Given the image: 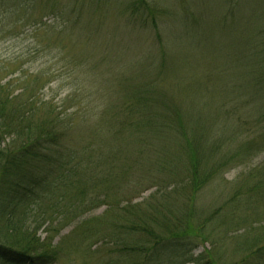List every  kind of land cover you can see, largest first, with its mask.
<instances>
[{
  "label": "rangeland",
  "instance_id": "obj_1",
  "mask_svg": "<svg viewBox=\"0 0 264 264\" xmlns=\"http://www.w3.org/2000/svg\"><path fill=\"white\" fill-rule=\"evenodd\" d=\"M225 2L0 0V86L5 88L6 94L16 96L24 89L28 95L45 101L47 106L60 108L63 115L90 113L85 119L74 115L77 123L60 146L62 162L71 158L84 163L85 170L76 172L70 181H82V187L64 183L56 196L16 212L23 214L28 223H34L41 239L48 235L53 246L63 242L56 264H100L97 257L85 258L82 253H73L71 234L76 227L106 209L88 208L82 200L89 197L94 201L108 197L109 204L116 200L125 201L124 204L130 202L138 205L137 213L149 221L172 225L182 220L188 209L196 211V217L202 222L219 210L232 194L245 193V176L264 163V151L250 157L239 156L238 163L225 166L190 199L186 191L175 188L173 183L181 178L184 170L181 166L175 170L171 167V156L179 152L174 142L167 145V151L165 143L155 150L148 146V153L143 157L137 146L126 147L122 139L101 137L111 132L106 125L111 117H100L104 110L103 92L110 93L108 100L118 106L121 95L116 94L123 89V84L118 85L120 76L130 80V88L142 89L144 97L166 98L168 94L179 99L178 95L185 92L182 98L185 104L178 106L188 108L191 104L189 109L194 114L198 110L199 117L202 115L203 122L210 128L209 142L211 138H219L214 135L215 127L222 123L221 113L228 110L232 100L228 99L230 106H226L219 101L218 94H212L235 75L242 77L246 72L242 61L247 60L249 33L253 22L264 13V0H237L233 2L237 15L212 23L214 13L220 12V8L222 12L227 9ZM198 9L199 20L190 30L188 27ZM173 26L178 30L172 33ZM238 61L243 71L235 72L233 67ZM86 78L94 85H86L89 84ZM200 86L210 91V99ZM194 90L195 95L190 99ZM17 103L12 105L15 107ZM217 104L224 108L218 109ZM141 108L139 105L136 111ZM92 111H95L93 115ZM39 113L41 118L43 113ZM102 117L105 120H99ZM101 125L104 127L99 128ZM243 142L238 137L222 145L219 141L220 149L215 150L217 153L228 148L236 151ZM113 155L112 165L97 166L101 159ZM97 182L98 186L93 187ZM189 239L193 241L189 255L197 256L211 248L210 240L200 243L194 236ZM212 249L215 261L230 263L234 259L227 243L221 242ZM157 252L166 261V251ZM178 259L174 262L181 264L183 259Z\"/></svg>",
  "mask_w": 264,
  "mask_h": 264
},
{
  "label": "trees",
  "instance_id": "obj_2",
  "mask_svg": "<svg viewBox=\"0 0 264 264\" xmlns=\"http://www.w3.org/2000/svg\"><path fill=\"white\" fill-rule=\"evenodd\" d=\"M233 2L237 0H226L227 9L222 12L220 8V12L214 13L212 23L217 24L221 22L219 18L234 15ZM200 9L188 27L190 30L199 20ZM253 24L247 60L242 61L246 72L242 77L235 75L212 94H218L219 101L226 106H230L228 99L232 100L228 110L221 113L222 123L215 127V134L211 127L215 137L219 138H211L209 142L210 128L203 122L202 115L199 117L198 110L194 114L189 109L191 104L188 108L178 106L185 104L182 99L185 92L178 95L182 103L168 94L166 98H160V95L144 97L142 89L130 88V80L120 76L118 85L123 84V89L116 94L121 95L118 106L108 100L110 93L103 92L104 110L100 117H111L106 124L111 132L101 137H115L114 141L122 139L126 147L137 146L143 157L148 153V146L155 150L165 143L167 151V145L175 143L179 152L171 156V167L175 170L181 166L184 170L181 178L173 183L175 188L186 191L190 199L225 166L238 163L239 156L250 157L264 151V13ZM173 30L177 31L178 27H171L172 33ZM236 63L233 70L243 71L241 63ZM86 81L89 83L86 85H94L89 78ZM200 88L205 96L212 97L207 88ZM196 90L191 92L190 99ZM98 93L96 90L95 94ZM95 94L92 93L94 98ZM9 104L11 108H8ZM139 105H142L140 113L136 111ZM41 111L43 115L39 118ZM74 115L85 119L90 113L81 111L63 115L60 108L47 106L45 101L28 95L27 90L11 96L0 86V264H56L62 253L63 242L53 246L48 235L41 239L34 223H28L23 214L16 212L56 196L64 183L82 187V181H70L76 172L85 170L84 163L81 160L74 162L71 158L62 162L60 153L61 142L77 123L73 120ZM236 137L244 140L236 151L228 148L217 153L215 148L220 149L219 141L222 145L229 140L235 141ZM114 159L115 155L101 159L97 166L112 165ZM146 160L150 162L148 157ZM245 178V193L232 194L219 210L202 222L193 209H188L182 220L169 225L158 220L157 223L149 221L137 213L138 205L127 201L126 204L117 200L109 204L105 196L102 200L94 201L90 197L82 200L88 208L106 209L76 227L71 234V238L74 237L73 253H82L85 258L97 257L100 264H176L177 258L183 259L181 264H221L219 261L222 260H214L212 247H219L224 242L229 245L234 259L230 263L223 260L222 264H264V163ZM102 182L104 184L103 179ZM192 236L200 243L210 240L211 248L197 256L189 255L188 249L193 244L189 238ZM157 251H166V261Z\"/></svg>",
  "mask_w": 264,
  "mask_h": 264
}]
</instances>
